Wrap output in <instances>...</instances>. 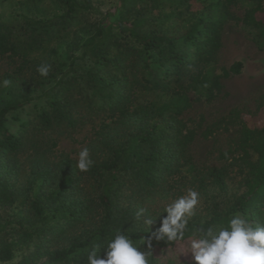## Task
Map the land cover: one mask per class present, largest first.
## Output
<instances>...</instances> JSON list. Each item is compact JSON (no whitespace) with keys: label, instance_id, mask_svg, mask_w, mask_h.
Here are the masks:
<instances>
[{"label":"trees","instance_id":"16d2710c","mask_svg":"<svg viewBox=\"0 0 264 264\" xmlns=\"http://www.w3.org/2000/svg\"><path fill=\"white\" fill-rule=\"evenodd\" d=\"M237 1L146 0L140 8L141 0H122L106 23L93 17L91 0H21L25 10L12 22L0 13V62L15 66L0 78L10 81L0 86V263L87 264L88 249L119 230L138 240V207L173 197L186 167L201 196L217 195L190 229L226 225L236 214L264 224V123L249 127L245 113L233 109L206 127L205 139L236 125L239 135L233 155H220L222 166L197 170L188 156L197 133L183 119L189 94L212 103L222 91L214 65ZM260 2L252 0L239 21L258 31L264 51V24L255 18ZM39 4L51 11L26 12ZM161 8L171 10L163 22H149ZM43 64L50 65L46 77L37 71ZM242 67L235 62L222 77L238 76ZM29 105L30 120H12ZM96 119L88 171L66 155L52 160L50 133ZM233 175L238 189L229 194ZM159 225L160 217L145 237ZM180 243L154 242L151 259L195 264L158 254Z\"/></svg>","mask_w":264,"mask_h":264},{"label":"rangeland","instance_id":"374dc122","mask_svg":"<svg viewBox=\"0 0 264 264\" xmlns=\"http://www.w3.org/2000/svg\"><path fill=\"white\" fill-rule=\"evenodd\" d=\"M199 1L203 4H209L217 0ZM260 1L261 11L255 15V18L264 24V0ZM20 2L21 0H0V13L4 16L5 22L16 21L23 14L25 9L21 6ZM91 2L96 9L93 17H96L97 22L103 23L111 22L117 10L122 6V0H91ZM146 5V0H141L139 3L140 8ZM252 6V0H238L233 6L229 7L230 17L225 22L222 33V47L218 53L217 62L214 65V73L221 76V93L212 103L197 101L193 93L189 94L193 104L191 109L183 115V119L187 126L195 129L197 133V137L191 144L188 152L191 165L197 170L222 166L224 162L221 161L220 155L223 153H226L227 157L233 155L235 142L239 135V127L236 125L205 139L201 134L206 127L226 116L233 109H239L245 113L243 119L249 127L260 128L264 123V101H262L264 97V51L259 48L262 40L257 37L258 31L254 28L252 29V27H244L242 22L239 21ZM193 7L195 9L201 8V4L196 2ZM39 11L48 12L51 10L48 4H39L37 7L30 6L26 10L28 14H34V12L38 14ZM170 11L168 8L154 10L147 16V19L151 23L160 24L163 22L162 14H168ZM57 14L60 13L58 12ZM235 62L242 63L241 74L230 78L222 77L223 70L228 69ZM14 67L7 60L1 61L0 78L4 74L11 72ZM259 105H262V111L259 110ZM32 117L33 109L32 105H29L22 112L15 113L12 120H30ZM99 120L96 119L75 131L62 130L50 133L49 137L56 144L52 148V160H58L59 156L66 155L77 162L79 152L89 145L94 132L99 127ZM182 171L181 179L176 181L182 183L178 184V188H175V191H173V197L165 200H153L147 205V207L155 209L153 215L157 211H162L163 207L172 200L185 195L188 190L198 192L196 183L191 185L192 173L188 171L187 167ZM237 189L238 178L233 175L229 181V194L236 193ZM212 194L217 197L216 193L211 190H208L206 195L201 196L199 193V204L194 217L204 215L205 208ZM164 215L166 213L161 214V216ZM185 251L183 243H180L173 250H164L158 254L178 255L182 260H192L191 254L184 253ZM18 260L19 258L16 257L12 262L5 264H16Z\"/></svg>","mask_w":264,"mask_h":264},{"label":"clouds","instance_id":"9594fccd","mask_svg":"<svg viewBox=\"0 0 264 264\" xmlns=\"http://www.w3.org/2000/svg\"><path fill=\"white\" fill-rule=\"evenodd\" d=\"M49 70L48 64L37 69L45 77ZM9 83L4 79L0 86L6 87ZM92 164L89 149L84 148L78 154L76 166L86 172ZM198 204L199 193L188 190L155 215L154 208L138 207L134 218L143 233L139 239L134 240L125 231L119 230L103 243H94L88 249L87 264H159V261L151 259L154 242L168 245L183 242L184 253H190L195 264H264V224H253L236 214L226 225H200L190 229L189 221L196 215ZM162 213L166 215L161 216ZM158 217L159 227L145 237L144 233L149 231ZM141 246L146 250H141Z\"/></svg>","mask_w":264,"mask_h":264}]
</instances>
